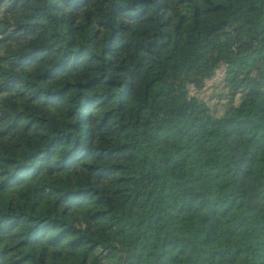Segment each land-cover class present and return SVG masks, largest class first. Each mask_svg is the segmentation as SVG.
<instances>
[{
  "label": "trees",
  "instance_id": "16d2710c",
  "mask_svg": "<svg viewBox=\"0 0 264 264\" xmlns=\"http://www.w3.org/2000/svg\"><path fill=\"white\" fill-rule=\"evenodd\" d=\"M0 264H264V0H0Z\"/></svg>",
  "mask_w": 264,
  "mask_h": 264
},
{
  "label": "rangeland",
  "instance_id": "374dc122",
  "mask_svg": "<svg viewBox=\"0 0 264 264\" xmlns=\"http://www.w3.org/2000/svg\"><path fill=\"white\" fill-rule=\"evenodd\" d=\"M213 95H214V91L212 90V88H209L207 90V93L205 94L206 97H204V95L202 97L207 100L209 96H213ZM131 236L132 234H128V235H125V237H119L118 240H129Z\"/></svg>",
  "mask_w": 264,
  "mask_h": 264
}]
</instances>
